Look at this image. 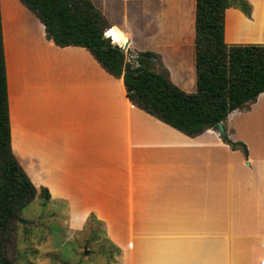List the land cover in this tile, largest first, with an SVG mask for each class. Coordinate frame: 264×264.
<instances>
[{"label":"crops","instance_id":"obj_1","mask_svg":"<svg viewBox=\"0 0 264 264\" xmlns=\"http://www.w3.org/2000/svg\"><path fill=\"white\" fill-rule=\"evenodd\" d=\"M0 1L7 75L11 47L15 57L31 65L39 45L41 59L47 62L50 73L55 71L48 86L53 99L51 122L25 132L30 158H38L40 152L32 145L34 139L55 141L50 153L56 156V171L61 179L65 173L74 174L63 182L62 192L55 198L92 208L94 203L110 205L120 201L113 200L117 196L112 190L129 187L126 173L130 178L135 174L134 187H141L142 195H146L149 172H162L167 184L156 198L166 190V212L153 209L152 216L165 214L168 236L175 238L174 249L183 238L189 243V253H209L208 264H222L223 254L229 264H237L240 258L239 264H252L253 255L264 249V134L240 137L239 141L233 137L235 129L231 126L230 138L243 141L248 149L245 155L233 150L214 129L195 137L178 130L162 132L158 119L128 99L123 80L118 82L119 78L109 74L86 48L55 45L47 39L41 21L19 0ZM91 1L124 45L129 43V47L145 51L143 44H150L151 51L161 55L171 77L175 71L181 72L195 86L196 0ZM23 36L29 43L25 49ZM48 42L53 48L49 49ZM100 72L115 82L104 81ZM263 98L264 93L254 105ZM139 218L143 220L144 213H139ZM213 245L215 249H210ZM263 262L261 255L257 263Z\"/></svg>","mask_w":264,"mask_h":264},{"label":"rangeland","instance_id":"obj_2","mask_svg":"<svg viewBox=\"0 0 264 264\" xmlns=\"http://www.w3.org/2000/svg\"><path fill=\"white\" fill-rule=\"evenodd\" d=\"M248 1L252 6L250 17L234 8L226 11L225 38L229 45L264 44V0ZM12 24L11 28L14 29L15 25L13 28ZM138 24L140 27L143 26L141 21ZM32 28L37 37L36 29ZM111 29L107 30L106 34L115 43L114 37L110 33ZM121 36L123 37V35ZM22 39L25 42L22 48L25 49L29 43L25 41L24 36ZM125 40L128 41L126 34ZM39 44H41L40 41ZM48 47L49 49L53 48V43L48 42ZM143 47L145 51L136 50L132 45L130 49H133L137 54L153 55L154 58L151 59L154 62L150 65L151 69L157 72L166 71L173 83L187 92L196 91L197 75L195 86L194 81L182 76L181 72L175 71V75L171 77V72L167 66L165 67L161 55L153 53L150 44H143ZM37 48L33 55L34 61L31 65H29L30 62L27 63L26 69L18 75V80L22 85V94L18 97L16 106L11 110V116L15 125L14 145L24 153V159H17L19 162L22 160L24 164H27H25L28 166L26 168L35 184H43L48 188L51 198L45 201L37 197L20 210L13 225L10 242L7 245L10 264H208L209 253H189V243L184 242L183 238L180 239V246L174 249L175 238L168 236L165 228L167 223L166 218L164 219L165 214H157L153 218V209H160L161 213L166 212V190L163 196L156 198L158 196L156 193L163 192L167 184L166 177H161L164 175L162 172H149L147 179H150L146 185L148 184L150 191L145 190L146 195H142L141 187H134L137 182L135 174L130 178V174L126 173V177L130 181L128 182L129 187L120 191L112 190L113 196L119 197L120 195L122 197H114L113 200L120 201L112 202L110 205L94 203L93 206L99 208L98 211L92 206L74 204L69 199L55 198L61 194L63 182L71 180L74 174L65 173L61 179L60 173L56 171L58 162H56V156L50 153V149H54L55 141L34 139L32 145H35L40 152L38 158H30L27 153L30 142L25 139V132L31 131V129L37 130L39 125L43 127L48 121L51 122L52 106L50 104L53 99L49 96V79L50 76L55 77V71L50 73L47 62L41 59L40 46L37 45ZM10 53L14 54L12 47ZM136 59V57L128 55L127 62L136 67L138 65ZM134 63L136 64L134 65ZM99 75L104 78V81L112 84L115 82L107 78L103 72H100ZM253 105L229 116L228 120L224 122L225 135L231 137L232 127L235 129L233 137L237 140L240 137L251 138L264 134V98L258 105ZM160 128L165 133L177 132L161 124ZM71 160L75 162L72 156ZM59 164L63 165V163ZM151 180L154 181L153 184ZM40 187L37 188L40 189ZM119 192L121 193L119 194ZM124 193L125 197H123ZM155 200L157 201L155 202ZM153 202L156 204L155 208L152 206ZM158 202L162 206L158 207ZM139 213L140 215L144 213L143 220L139 218ZM20 218L31 223L24 224ZM211 238L213 237L208 239ZM108 240L119 251H116ZM86 249L87 254H85ZM210 249H215V245L210 246ZM261 255H264V249H260L253 255L252 264H258L257 260ZM222 257V264H229L227 259L224 261L225 254ZM241 260L240 258L237 264ZM245 262H247L246 259ZM230 264L235 263L230 261Z\"/></svg>","mask_w":264,"mask_h":264},{"label":"trees","instance_id":"obj_3","mask_svg":"<svg viewBox=\"0 0 264 264\" xmlns=\"http://www.w3.org/2000/svg\"><path fill=\"white\" fill-rule=\"evenodd\" d=\"M19 1L45 26L49 41L62 48H86L109 74L123 79L134 106L188 136L218 129L220 122L224 125L233 112L255 104L264 93V44L229 45L225 38L226 11L238 9L250 17L248 0H196L194 92L177 86L166 71L151 69L154 60L144 56L148 53L140 54L138 65L125 71L128 55L119 45L124 43L113 29L110 33L117 44L105 36L110 24L91 0ZM27 63L9 52L7 75L0 1V264H10L7 245L20 210L37 197L51 198L48 188L35 186L23 161L17 159H24V153L14 145L11 110L22 94L18 75ZM222 138L233 150L248 154L243 142H234L227 135Z\"/></svg>","mask_w":264,"mask_h":264},{"label":"water","instance_id":"obj_4","mask_svg":"<svg viewBox=\"0 0 264 264\" xmlns=\"http://www.w3.org/2000/svg\"><path fill=\"white\" fill-rule=\"evenodd\" d=\"M105 36H107V34H105ZM123 47V49L126 51V53L128 54V55H131V56H133V57H136V58H138V57H140L141 55L140 54H137V53H135V52H133L131 49H130V47H129V43H126L125 45H123L122 46ZM146 58H154V56L153 55H151V54H148V55H144ZM136 63H134V65H135ZM130 68H133V65L131 64V63H129V62H127L126 63V65H125V71H128ZM218 129V132L221 134V135H225V127H224V125H223V123L222 122H220L219 124H218V127H217ZM20 221L22 222V223H24V224H30L31 222H29V221H26V220H23V219H21L20 218ZM88 252H87V249L85 250V254H87Z\"/></svg>","mask_w":264,"mask_h":264},{"label":"bare ground","instance_id":"obj_5","mask_svg":"<svg viewBox=\"0 0 264 264\" xmlns=\"http://www.w3.org/2000/svg\"><path fill=\"white\" fill-rule=\"evenodd\" d=\"M128 41H129V39H128Z\"/></svg>","mask_w":264,"mask_h":264},{"label":"built area","instance_id":"obj_6","mask_svg":"<svg viewBox=\"0 0 264 264\" xmlns=\"http://www.w3.org/2000/svg\"><path fill=\"white\" fill-rule=\"evenodd\" d=\"M263 264H264V262H263Z\"/></svg>","mask_w":264,"mask_h":264}]
</instances>
